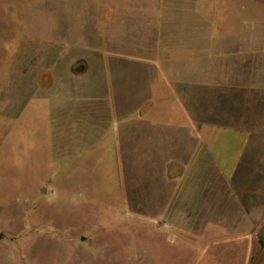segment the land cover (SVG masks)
<instances>
[{"label":"rangeland","instance_id":"1","mask_svg":"<svg viewBox=\"0 0 264 264\" xmlns=\"http://www.w3.org/2000/svg\"><path fill=\"white\" fill-rule=\"evenodd\" d=\"M156 1L0 0V264H264V141L240 180L220 182L232 197L212 178L211 205L182 194L195 131L147 132L145 157L122 155L91 67L159 23L194 30L188 7L211 30L263 29L264 0ZM170 208L186 226L169 228Z\"/></svg>","mask_w":264,"mask_h":264},{"label":"crops","instance_id":"2","mask_svg":"<svg viewBox=\"0 0 264 264\" xmlns=\"http://www.w3.org/2000/svg\"><path fill=\"white\" fill-rule=\"evenodd\" d=\"M161 3L156 1L158 8ZM188 9L180 15L185 25L187 18L194 17V30L159 23L151 39L146 37L152 42L146 39V45L129 50L124 41L120 55H108L103 64L97 61L91 67L104 68V77L97 73L98 90L101 84L104 89L97 96L108 109L107 130L122 155L145 157L139 149L153 146L145 143L147 132L179 129L192 136L195 131L198 146L181 193L193 186L211 205L209 195L217 190H209L207 181L217 180L220 196L232 197V190L220 182L240 180L247 166L255 163V150L264 141V28L211 30L203 14ZM177 15L167 19L173 22ZM174 153L164 162H180ZM188 176L193 183L189 184ZM176 177L169 171L171 206L177 199ZM173 208L168 226L176 230L186 224L177 220ZM244 227L248 234L252 231L249 219ZM255 229L254 224V243Z\"/></svg>","mask_w":264,"mask_h":264},{"label":"water","instance_id":"3","mask_svg":"<svg viewBox=\"0 0 264 264\" xmlns=\"http://www.w3.org/2000/svg\"><path fill=\"white\" fill-rule=\"evenodd\" d=\"M258 238L260 240V243H264V226L260 229L258 233Z\"/></svg>","mask_w":264,"mask_h":264}]
</instances>
